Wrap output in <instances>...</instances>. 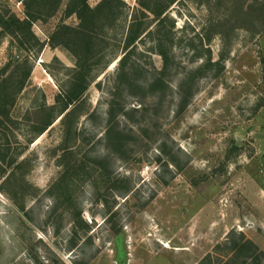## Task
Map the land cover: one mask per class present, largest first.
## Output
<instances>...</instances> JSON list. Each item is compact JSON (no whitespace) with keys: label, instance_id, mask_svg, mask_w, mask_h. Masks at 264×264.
I'll list each match as a JSON object with an SVG mask.
<instances>
[{"label":"rangeland","instance_id":"1","mask_svg":"<svg viewBox=\"0 0 264 264\" xmlns=\"http://www.w3.org/2000/svg\"><path fill=\"white\" fill-rule=\"evenodd\" d=\"M86 3L0 24V264H264V0Z\"/></svg>","mask_w":264,"mask_h":264},{"label":"trees","instance_id":"2","mask_svg":"<svg viewBox=\"0 0 264 264\" xmlns=\"http://www.w3.org/2000/svg\"><path fill=\"white\" fill-rule=\"evenodd\" d=\"M36 1L38 0H22V3L25 7V9H27L25 11V17L24 18H18L15 15H11L8 16L7 19H4L2 16H0V24L1 26L7 30L9 33L11 34H15L17 31L19 30H25V31H30L31 30V24L34 21V18L40 19V12L36 11L35 13H32L30 11V8L37 6L38 8L42 7L46 8L47 14L48 16L51 15L55 9L57 8L60 0H43V5H40V3H37V5H35ZM88 8V5L86 3V0H81V6L77 11V15L79 18L82 19L83 17V13L84 11ZM36 14H39L38 17L36 16ZM135 37V35H133V33L131 35H129V40H133ZM126 55V54H125ZM125 55H123L120 58V73H124V69H125V61H124V57ZM159 55L162 57L163 63L164 65H167L168 62V56L167 53L162 51L159 53ZM86 89L85 85H81L80 89H73V90H69L66 91L65 93H61V101L63 103V107L60 111L61 114H63L61 116V121L63 123V125L65 126V132L70 133L71 128H70V124H69V120L70 117H72L76 111L77 105L76 102L78 100H80L84 90ZM73 106V107H72ZM72 107V108H69ZM69 108V109H68ZM48 125H50V123H47V125H45V127L42 129V131H44L45 129H47ZM68 148V147H67ZM66 150V148H65ZM69 150V149H67ZM65 152V151H64ZM66 154H63L60 156V162L62 164L65 165V173L67 174V172L69 173L72 169H75L76 166H78L77 164H72V163H64V158ZM66 174H64V177L66 176ZM247 246H254L253 242L250 240H247L244 242V245ZM260 264V263H258Z\"/></svg>","mask_w":264,"mask_h":264}]
</instances>
